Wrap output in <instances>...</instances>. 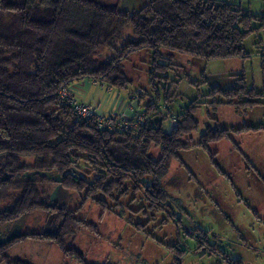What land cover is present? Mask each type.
Returning a JSON list of instances; mask_svg holds the SVG:
<instances>
[{"label":"trees","instance_id":"1","mask_svg":"<svg viewBox=\"0 0 264 264\" xmlns=\"http://www.w3.org/2000/svg\"><path fill=\"white\" fill-rule=\"evenodd\" d=\"M255 21L260 24L254 26ZM127 29L132 32L126 33ZM260 30H264V16L227 0H147L132 11L123 9L122 0H0V156L4 160L0 166V224L43 211L54 217L56 225L54 232L11 238L0 246V259L6 264H25L10 258V248L25 240H45L64 256L87 264L68 238L79 229H95L78 213L97 195L117 198L116 206L122 208L131 204H123V199L132 194L133 202L141 193L151 212L175 217L176 207L163 184L173 162L205 190L180 151L200 148L216 171L226 175L211 144L229 140L241 151L233 133L264 125L208 126L194 142L192 134L200 127L195 113L204 100L198 96L174 114L177 82L170 80L168 71L178 66L175 53L206 61L246 59L251 53L245 40ZM105 48L114 55L101 61L98 54ZM143 50L150 53L154 94L136 90L143 120L136 121L131 130L103 128L95 118H81L61 99L63 88L71 89L87 79L127 90L132 80L123 70L124 62ZM262 61L260 91L248 86L243 73L232 87L210 86L206 94L210 103L232 105L238 113L264 104V53ZM204 83H209L207 77ZM166 119L169 126L174 123L170 129ZM154 148L159 149L158 158L151 155ZM26 157H33L34 162H26ZM49 173L57 176L49 178ZM45 181L78 192L83 197L79 207L53 202L42 184ZM98 201L108 208L107 201ZM186 234L197 241L202 254L221 257V264L244 263L211 243L203 228L195 226ZM173 252V263L182 264L187 250L175 247Z\"/></svg>","mask_w":264,"mask_h":264},{"label":"rangeland","instance_id":"2","mask_svg":"<svg viewBox=\"0 0 264 264\" xmlns=\"http://www.w3.org/2000/svg\"><path fill=\"white\" fill-rule=\"evenodd\" d=\"M146 1L122 0V7L126 11H132L141 8ZM227 1L241 5L254 15L264 16V0ZM259 24V21H255L253 25ZM129 32L132 30L127 29L126 33ZM245 47L251 53L246 59L206 61L188 54H174V62L178 66L168 71L170 80L177 82L173 88L176 91L172 103L173 113L178 114L183 106L198 96L204 100L195 113L200 127L192 134L194 142L199 140L208 126L215 127L219 124L221 127L238 129L245 124L264 125V104H259L245 113H238L234 106L210 103L211 98L206 96L210 86L225 88L238 84V79L243 73L246 75L248 86H254L258 91L262 89L264 30L250 34L245 40ZM112 54L111 49L105 48L100 51L98 57L104 61ZM150 69L151 58L148 50L134 53L124 62L123 70L132 80V84L122 91L124 96L118 95L116 107L113 109L108 110L101 104L76 98L94 105L105 116L118 112L134 117L139 107L133 106L132 114L128 109L132 106V101L137 99H128L126 96L138 95L136 90L154 94L150 84ZM205 77L209 83H204ZM262 100L264 101V98ZM169 121L165 120L167 129L174 124L171 121L169 126ZM233 134L241 151L235 149L229 140H221L210 146L216 162L226 175L216 171L206 153L200 148L179 152L205 190L196 182L190 181L185 169L173 162L163 184L176 207L175 217L166 212H151L141 193L133 202L132 194L129 195L131 199H123V204L127 201L131 204L122 208L116 206L117 198L97 195L96 198L88 199L78 213L80 218L93 223L95 229L77 230L69 236V243L84 254L87 264H174L175 247L187 250L183 255L182 264H221V257L209 253L202 254L197 241L186 234V231L199 226L208 232L211 243H217L219 248L232 257L241 258L243 264H264V128ZM151 155L158 158L159 149L154 148ZM24 160L28 163L34 162L33 157H26ZM3 162V156H0L1 167ZM55 175L49 173L48 177L55 178ZM48 181L42 184L46 185L53 202L69 208L79 207L83 197L78 192L69 191L60 184ZM99 199L107 201L108 208H105ZM34 215L35 220L31 219L34 217L31 215L22 216L14 226L7 223L0 224V227H14V234L22 230H35L39 224H46L47 228H51V220L46 221L37 214ZM179 217L182 221L178 220ZM137 225L140 227L137 228ZM28 241L32 240H25L24 243ZM41 242L46 244L33 246L44 248L48 264H57V261L63 264H83L70 256H64L51 242ZM47 243L53 247H47ZM30 248L36 249L27 246L19 250L22 249V253L25 250L30 251L35 262L43 264L42 260L33 256Z\"/></svg>","mask_w":264,"mask_h":264},{"label":"crops","instance_id":"3","mask_svg":"<svg viewBox=\"0 0 264 264\" xmlns=\"http://www.w3.org/2000/svg\"><path fill=\"white\" fill-rule=\"evenodd\" d=\"M71 90L74 93V95L78 97L79 99L92 101V102L101 104L104 108L108 110L116 107L118 95L124 96V94H122L121 91L108 88L100 83H97L93 80H88V79L73 85L71 87ZM126 97L128 99L135 98L133 96L132 97L126 96ZM133 106L139 107L138 99L136 101L135 100L132 101V106L130 107V109H128L130 114L134 113L133 111L134 109L132 108ZM34 214H37V216H39V218H42L43 220H46V221L51 220L52 221V224L50 226L51 228H47L46 224H44L43 226L39 224V227H35V230H30V229L27 231L22 230L21 232H17L16 234H14L13 232L14 227H10L11 229H6V227L4 228L0 227V243L2 241H5L8 238H12L13 236H17L21 234H30V233H36V232H54L56 230L55 219L52 215H49L47 213H27L23 216L31 215V216H34L33 218L31 217V219L35 220ZM15 222L16 221L12 222L11 225L14 226ZM33 244H36V245L38 244V246H42L43 244H46V242L44 243V242H41V240H32V241H28V243L23 242L21 244L15 245L10 251L11 259L22 260L29 264H38V262H35V258L31 257L30 251L25 250L22 253L21 251L22 249L19 250L22 247L27 248V246H32L36 248V249L30 248L33 256H36L38 257L39 260H42L44 262L43 264H48V256H46L44 248L35 247L33 246ZM47 247L52 248L53 245L51 244L49 245V243H47ZM0 264H6V263L3 261V262H0ZM57 264H63V263L60 261L59 262L57 261Z\"/></svg>","mask_w":264,"mask_h":264},{"label":"built area","instance_id":"4","mask_svg":"<svg viewBox=\"0 0 264 264\" xmlns=\"http://www.w3.org/2000/svg\"><path fill=\"white\" fill-rule=\"evenodd\" d=\"M59 95L62 100L74 107L75 111L81 118H95L101 127L112 131L131 130L137 124V122H142L143 120L139 110L136 112L134 117H129L118 112H113L108 116H105L101 114L94 105L76 98L72 90L69 88H63Z\"/></svg>","mask_w":264,"mask_h":264},{"label":"flooded vegetation","instance_id":"5","mask_svg":"<svg viewBox=\"0 0 264 264\" xmlns=\"http://www.w3.org/2000/svg\"><path fill=\"white\" fill-rule=\"evenodd\" d=\"M45 213V212H44ZM50 215V214H49ZM17 221V220H16ZM14 222V221H13ZM12 222H8V224H11ZM1 224H7V223H1ZM36 233H40V232H36ZM43 233H50V232H43ZM17 236H19V235H17ZM13 237H15V236H13ZM12 237V238H13ZM11 238H8V239H6L5 241H2L1 243H0V246L1 245H3L4 243H6L8 240H10ZM14 247V246H13ZM13 247H11L10 248V250H9V256H10V258H11V255H10V251H11V249L13 248ZM12 260H14V259H12ZM22 261V260H21ZM0 262H3L1 259H0ZM23 263H25V264H29V263H26V262H24L23 261Z\"/></svg>","mask_w":264,"mask_h":264}]
</instances>
